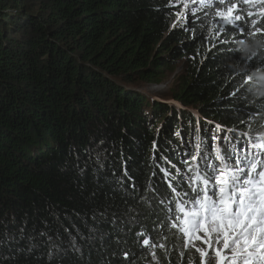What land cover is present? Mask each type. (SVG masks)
Returning a JSON list of instances; mask_svg holds the SVG:
<instances>
[{
    "label": "trees",
    "instance_id": "16d2710c",
    "mask_svg": "<svg viewBox=\"0 0 264 264\" xmlns=\"http://www.w3.org/2000/svg\"><path fill=\"white\" fill-rule=\"evenodd\" d=\"M206 4L0 0V264H200L185 161L264 136V4Z\"/></svg>",
    "mask_w": 264,
    "mask_h": 264
},
{
    "label": "snow or ice",
    "instance_id": "6c2138e0",
    "mask_svg": "<svg viewBox=\"0 0 264 264\" xmlns=\"http://www.w3.org/2000/svg\"><path fill=\"white\" fill-rule=\"evenodd\" d=\"M249 2L251 0H244V3ZM255 2L264 4V0ZM225 3L226 0H219V4ZM206 6L212 5L207 3ZM237 8V4H230L226 10L217 7L215 15L223 24L231 25L241 20L240 15H233ZM251 23L255 29L252 35L264 34V29L255 27L256 20ZM251 79L247 76L244 82ZM247 144V148L241 145L239 151L232 145L228 153L215 147L217 165L209 163L210 154L205 153L198 142L196 155L190 154L192 162L185 161L190 191L177 193L181 198L176 200V213L170 227L182 234L185 248L195 249L200 264H210L213 253L215 264H264V136L255 140L249 138ZM161 171L165 176L170 175L166 169ZM179 182H184L182 174ZM169 187L177 192L172 183ZM196 241L203 247L197 246ZM143 245L149 246L150 240L143 239ZM151 247L156 245L151 244ZM124 255L127 258L128 254Z\"/></svg>",
    "mask_w": 264,
    "mask_h": 264
},
{
    "label": "rangeland",
    "instance_id": "374dc122",
    "mask_svg": "<svg viewBox=\"0 0 264 264\" xmlns=\"http://www.w3.org/2000/svg\"><path fill=\"white\" fill-rule=\"evenodd\" d=\"M195 1H201V0H195ZM176 5H182L181 7V15L188 11L190 13H194L196 11V6L194 4V0H176ZM187 5V6H186ZM261 4H257L256 2L251 3V7L253 9V11L255 13L259 12L260 10V6ZM224 9V6H223ZM226 10V9H225ZM216 12H214L213 14H215ZM212 15V13L210 14ZM218 18V17H217ZM219 19V18H218ZM221 29H224V25H223V21H221ZM176 72H179V68H177L174 73L172 74L171 77H168L166 80H164L162 83H159L158 85H147L146 89L148 90L149 93L153 94L150 97H146V99H148L149 101H152V99L158 98L160 97L163 100H168L169 97H167L166 95L168 94V89L173 85V76ZM157 96V97H156ZM213 134V133H212ZM209 140L214 141L213 138H209ZM215 147V146H214ZM213 156L215 155L214 150H212ZM197 246L203 247V245L200 244L199 241H196ZM210 264H215V256L214 253L212 254V258L210 261Z\"/></svg>",
    "mask_w": 264,
    "mask_h": 264
},
{
    "label": "bare ground",
    "instance_id": "6f19581e",
    "mask_svg": "<svg viewBox=\"0 0 264 264\" xmlns=\"http://www.w3.org/2000/svg\"><path fill=\"white\" fill-rule=\"evenodd\" d=\"M215 1L214 0H205V3H214ZM217 2V1H216ZM199 4V3H202V0L201 1H195L194 0V4ZM217 3H219V2H217ZM251 3H253L252 2V0H251V2H249V3H244V0H226V3L224 4V5H222V6H224L226 9H227V7L230 5V4H237L238 5V8L237 9H235L234 11H238V12H240L241 10L240 9H242V11H251V10H253L252 9V7H251ZM242 5H244V6H242ZM241 11V12H242ZM214 135V134H213ZM215 136V135H214ZM245 147V146H244ZM189 152V151H188ZM168 168V167H167ZM171 169V168H170Z\"/></svg>",
    "mask_w": 264,
    "mask_h": 264
}]
</instances>
